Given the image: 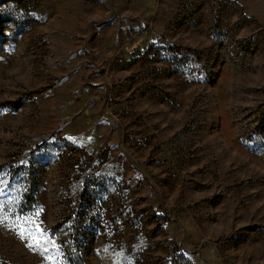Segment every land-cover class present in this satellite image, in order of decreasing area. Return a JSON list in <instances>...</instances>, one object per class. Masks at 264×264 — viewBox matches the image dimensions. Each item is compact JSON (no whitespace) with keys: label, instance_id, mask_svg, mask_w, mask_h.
<instances>
[{"label":"rangeland","instance_id":"rangeland-1","mask_svg":"<svg viewBox=\"0 0 264 264\" xmlns=\"http://www.w3.org/2000/svg\"><path fill=\"white\" fill-rule=\"evenodd\" d=\"M0 264H264V0H0Z\"/></svg>","mask_w":264,"mask_h":264}]
</instances>
